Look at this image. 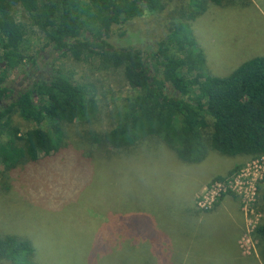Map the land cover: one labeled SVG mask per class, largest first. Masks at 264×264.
<instances>
[{
  "label": "rangeland",
  "instance_id": "374dc122",
  "mask_svg": "<svg viewBox=\"0 0 264 264\" xmlns=\"http://www.w3.org/2000/svg\"><path fill=\"white\" fill-rule=\"evenodd\" d=\"M160 1V11L145 10L142 16L112 27L107 42L117 50L143 52L150 59L154 44L178 22H185L192 36L172 53L187 58L185 66L192 69L193 81L228 76L244 62L264 56V0H221L220 5L207 0ZM74 13L88 27L81 4ZM21 16L18 12L17 18L26 23ZM32 47H43L39 55L45 58L39 57L34 67L26 65L31 68L29 84L59 71L74 83L90 82L95 99L84 119L64 125V139L55 155L10 168L0 156V233L10 228L18 232L20 221L29 235L42 233L41 264H111L112 259L103 258L108 255L118 256L114 262L121 264L129 242L140 235L156 245L164 240L166 235L156 224H173L180 202L188 209L183 211L188 226H196L199 246L203 240L212 247L204 252L206 259L230 248L231 264H264L259 254L263 240L254 232L264 222V156L228 157L210 151L202 163L187 165L161 144L148 141L136 151L151 156L150 165L157 167L143 169L148 165L141 168L137 160L130 161L129 150L90 141L91 134L112 128L116 111L134 94L122 67L101 69L97 62L77 61L36 39ZM27 71L11 75L9 87L18 90L17 81ZM1 127L0 152L18 155L21 143L12 131L22 135L33 123L14 114ZM42 127L49 129L47 123ZM97 156L110 160L99 161Z\"/></svg>",
  "mask_w": 264,
  "mask_h": 264
},
{
  "label": "trees",
  "instance_id": "16d2710c",
  "mask_svg": "<svg viewBox=\"0 0 264 264\" xmlns=\"http://www.w3.org/2000/svg\"><path fill=\"white\" fill-rule=\"evenodd\" d=\"M206 2L221 4V0ZM80 4L88 27L74 13ZM161 8L160 0H128L123 4L117 0H0V135L4 132L2 122L14 114L33 123L22 135L12 131L21 148L18 155L0 152L6 167L55 155L64 139V125L84 119L95 99L90 82L74 83L59 71L48 79L37 78L15 93L9 87L13 71L26 65L34 67L39 57L44 59L39 55L43 47L33 50L35 39L77 61L97 62L101 69L122 67L134 94L116 111L112 128L104 134H91L90 141L129 150L128 158L137 160L141 168L148 165L143 169L151 171L156 166L150 165L151 156L136 151L148 141L161 144L187 165L202 163L210 151L228 157L264 156V56L244 62L228 76L208 75L193 81L192 69L185 66L187 58L172 53V48H182L192 36L185 22H178L165 39L154 44L156 50L150 59L143 52L117 50L107 42L112 27L142 16L145 10ZM18 12L26 17V23L17 18ZM44 123L49 129L42 127ZM97 157L99 161L110 160ZM141 201L145 204V197ZM261 204L264 209V194ZM177 205L181 208L175 212L173 224H156L166 235L158 247L140 235L129 242L121 264H229L230 248L225 254L205 258L204 252H211V245L202 240L199 246V237L193 232L196 226H188L190 221L183 217L188 209L180 202ZM20 223L18 232L10 228L0 233V261L41 264L42 233L29 235L23 221ZM254 232L263 240L259 254L264 263V222ZM72 238L74 245L76 237ZM116 257L103 258L117 264Z\"/></svg>",
  "mask_w": 264,
  "mask_h": 264
},
{
  "label": "flooded vegetation",
  "instance_id": "af4514ba",
  "mask_svg": "<svg viewBox=\"0 0 264 264\" xmlns=\"http://www.w3.org/2000/svg\"><path fill=\"white\" fill-rule=\"evenodd\" d=\"M44 58H45V56H44ZM27 68H28L27 74L25 76H23V77H20L19 82L17 81V84H16L17 87H19L18 91H20V92L23 90L24 87L29 85V75H30V72H31V68L28 67V66H24L22 68L15 69L13 71V73L16 76H20L21 71L23 72V71L27 70ZM15 93H16V91H15Z\"/></svg>",
  "mask_w": 264,
  "mask_h": 264
}]
</instances>
